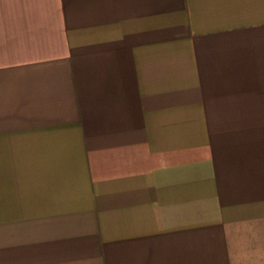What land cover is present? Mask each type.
Returning <instances> with one entry per match:
<instances>
[{
    "label": "crops",
    "instance_id": "obj_1",
    "mask_svg": "<svg viewBox=\"0 0 264 264\" xmlns=\"http://www.w3.org/2000/svg\"><path fill=\"white\" fill-rule=\"evenodd\" d=\"M0 264H264V0H0Z\"/></svg>",
    "mask_w": 264,
    "mask_h": 264
}]
</instances>
